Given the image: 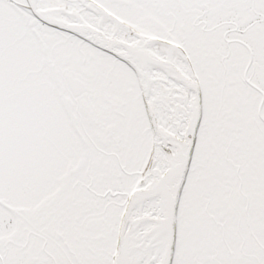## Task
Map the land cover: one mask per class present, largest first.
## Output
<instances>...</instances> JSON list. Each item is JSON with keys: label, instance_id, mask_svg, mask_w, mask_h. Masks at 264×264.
Masks as SVG:
<instances>
[{"label": "snow or ice", "instance_id": "6c2138e0", "mask_svg": "<svg viewBox=\"0 0 264 264\" xmlns=\"http://www.w3.org/2000/svg\"><path fill=\"white\" fill-rule=\"evenodd\" d=\"M0 264H264V0H0Z\"/></svg>", "mask_w": 264, "mask_h": 264}]
</instances>
